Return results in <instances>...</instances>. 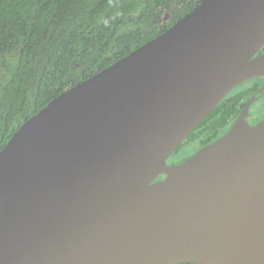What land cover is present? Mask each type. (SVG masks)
<instances>
[{
    "label": "water",
    "instance_id": "water-1",
    "mask_svg": "<svg viewBox=\"0 0 264 264\" xmlns=\"http://www.w3.org/2000/svg\"><path fill=\"white\" fill-rule=\"evenodd\" d=\"M263 46L264 0H200L28 118L0 150V264H264V119H246L259 96L167 163L264 78Z\"/></svg>",
    "mask_w": 264,
    "mask_h": 264
},
{
    "label": "trees",
    "instance_id": "trees-1",
    "mask_svg": "<svg viewBox=\"0 0 264 264\" xmlns=\"http://www.w3.org/2000/svg\"><path fill=\"white\" fill-rule=\"evenodd\" d=\"M199 1L0 0V54L19 52L12 70L0 62V150L28 118L63 90L151 40ZM167 10L170 15L161 27L160 18ZM262 78L235 86L168 162L184 161L226 133L231 117L256 93Z\"/></svg>",
    "mask_w": 264,
    "mask_h": 264
},
{
    "label": "flooded vegetation",
    "instance_id": "flooded-vegetation-1",
    "mask_svg": "<svg viewBox=\"0 0 264 264\" xmlns=\"http://www.w3.org/2000/svg\"><path fill=\"white\" fill-rule=\"evenodd\" d=\"M253 95H257V96H259V98L252 104V106H251V108H250V112L246 115V119H247V121L250 123V124H255V123H257V122H259L260 120H262V119H264V112H262V113H257L256 111H255V106L257 105V103L258 102H260L261 100H263V98H264V78H262L261 79V82H260V84H259V86L257 87V89H256V93L255 94H253ZM252 95V96H253ZM251 96V97H252ZM250 99V98H249ZM248 99V100H249ZM248 100H246L245 101V104H246V102L248 101ZM245 104H244V106L241 108V110H240V112L235 116V115H233L232 117H231V121H232V124H231V126L233 125V123L236 121V119L239 117V115L242 113V111L244 110V107H245ZM231 126H230V128H231ZM229 128V129H230ZM198 150V149H197ZM196 150V151H197ZM195 151V152H196ZM194 152V153H195ZM194 153H192V154H194ZM191 154V155H192ZM169 160V159H168ZM168 160H167V163L168 164H173V162L172 163H170V162H168ZM178 163V162H177Z\"/></svg>",
    "mask_w": 264,
    "mask_h": 264
},
{
    "label": "rangeland",
    "instance_id": "rangeland-1",
    "mask_svg": "<svg viewBox=\"0 0 264 264\" xmlns=\"http://www.w3.org/2000/svg\"><path fill=\"white\" fill-rule=\"evenodd\" d=\"M166 12L167 13L164 14L163 18L167 19L168 16L170 15V10H167ZM161 27H162V25H161ZM11 56L16 57V58H14V62L11 61ZM18 57H19V52L18 51H14L13 53L6 55V57H4L3 54H0V62L4 61L5 68L12 70L15 67L16 62L18 61ZM0 65H2V63ZM3 69H4V67H3ZM1 72H2V70L0 69V73ZM255 111L257 113L264 112V98H263V100H261L260 102L257 103V105L255 106ZM188 152H190V150H188ZM185 153H187V150L185 151Z\"/></svg>",
    "mask_w": 264,
    "mask_h": 264
},
{
    "label": "built area",
    "instance_id": "built-area-1",
    "mask_svg": "<svg viewBox=\"0 0 264 264\" xmlns=\"http://www.w3.org/2000/svg\"><path fill=\"white\" fill-rule=\"evenodd\" d=\"M165 19H166V18H163V16H162V18L160 19L162 27H164V26L166 25V20H165Z\"/></svg>",
    "mask_w": 264,
    "mask_h": 264
}]
</instances>
